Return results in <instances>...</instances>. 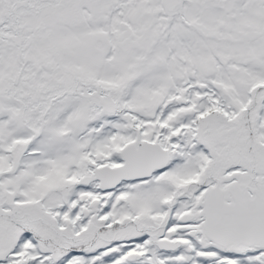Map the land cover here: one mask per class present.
<instances>
[{
    "label": "snow or ice",
    "instance_id": "snow-or-ice-1",
    "mask_svg": "<svg viewBox=\"0 0 264 264\" xmlns=\"http://www.w3.org/2000/svg\"><path fill=\"white\" fill-rule=\"evenodd\" d=\"M0 264H264V0H0Z\"/></svg>",
    "mask_w": 264,
    "mask_h": 264
}]
</instances>
